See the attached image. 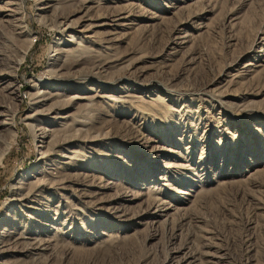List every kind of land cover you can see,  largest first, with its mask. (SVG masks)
<instances>
[{"label":"rangeland","instance_id":"obj_1","mask_svg":"<svg viewBox=\"0 0 264 264\" xmlns=\"http://www.w3.org/2000/svg\"><path fill=\"white\" fill-rule=\"evenodd\" d=\"M6 1L24 24L0 3V105L15 132L0 162V235L47 240L36 264H264V0H93L88 13L106 19L71 44L81 36L60 35L57 18L72 9ZM22 25L30 35L15 34ZM97 59L101 77L53 88L90 96L62 114L79 121L63 153H78L39 162L38 128L55 127L29 118L31 94L54 67L78 76ZM52 161L68 162L65 187L6 209L23 174L56 175Z\"/></svg>","mask_w":264,"mask_h":264},{"label":"bare ground","instance_id":"obj_2","mask_svg":"<svg viewBox=\"0 0 264 264\" xmlns=\"http://www.w3.org/2000/svg\"><path fill=\"white\" fill-rule=\"evenodd\" d=\"M5 1L6 0H0V3L4 2V6H6V9H4L5 11H7L5 16L8 17L6 21L7 22H9V20L13 21V19L17 17L16 15L21 14L19 21L21 22V24H24L23 11H19L18 9L15 10L11 7L8 8L7 5L10 4V2L7 3V1L6 2ZM92 1L93 0H82V1H77V2H75V0H37V3L41 7L40 9H43V10H46L49 7L52 8V6H54L53 4H57L58 7L60 6L63 8L72 9V11H70L69 14L61 15L60 17L57 18L58 33L60 35H63L65 32L74 31L81 36V37H74V36L70 37L67 43L71 44V43L77 42L78 38L86 39V40L95 39L94 38L96 36V35L94 36L95 29L99 27L100 25H103L102 21L106 19V16L102 13L96 16H91L88 13L89 8H90L89 3H91ZM81 12H83L81 16H76L77 14L80 15ZM113 17L115 19L122 17V12L117 13L116 15H113ZM22 26H20V29L22 28ZM15 34L30 35L28 30L25 29V25L23 26L22 30H19ZM59 45L60 43H55V46L53 49L54 53L52 54V57H51L53 60V63L51 64H54V66H56L55 61L58 58L57 55L62 53L61 49H59ZM105 66H106L105 60L97 59V61L93 64V67L90 72L83 73L78 76L64 73L63 67H60V66L54 67L50 71V74L48 77L49 79L42 80L41 83L37 85L36 91L31 94L32 114L29 116V118L32 121H37V122H40L39 121L40 119H44L46 120V122H48V124H52L51 126L55 127L54 129L47 128V127L38 128L39 134L36 136V138H39L38 142H40V144L38 145V147H40V151H41L40 152L41 156L38 158L39 162L40 161L46 162V161H49L50 159H62V158H68L69 160V159H72V157L78 153V151L76 152L72 150V148L70 151L68 152L66 151V153H70L69 156L63 153L64 152L63 149L65 148V146L72 144L77 139H79L76 134H72L76 132L75 130H79V128H76V126L79 125L78 123L79 121L68 120L70 115L69 116L67 115L64 117L62 116V114L69 106L76 103V99L86 100L87 98L90 97L82 93L79 95L67 96V94L57 92L58 90L56 92L53 90H55L57 86L62 85V84H65L66 86H68L69 83L73 82V85H75V83H79L82 80H85V79L87 80V78H89L90 75H93V77L95 75L101 77V74ZM3 76H4V79H8V80L10 78L15 77V75L10 74V73H3ZM119 78L120 77H117L115 79L119 81ZM91 90L92 88L89 89V91ZM92 96H95V95H92ZM55 97L56 98L61 97L62 100L65 101V103H63L62 105H59V104L49 105L48 102L51 101ZM100 98H110V97L106 95H102ZM1 107L2 106L0 105V108ZM5 134H9L11 137H13L15 132L13 130L12 115L10 113H7L5 110H3V107H2V109L0 110V162L5 152L11 146V141H10L11 139L8 141V138L6 139L4 137ZM58 134L63 135L62 138H59V140H54V137ZM89 140L90 139H88V141ZM53 162L55 161H52L51 165L56 166L55 167L56 175H54V177H50L49 179L47 178L42 179V178H35L33 176L35 179L32 177L33 180H29L25 183H22L21 181H23V179H26V176L23 174L24 176L22 175L20 180L14 186H12V191H11L12 196L5 203V208L8 209L10 206L11 207L14 206L13 209L22 207V208H25V210H31V207L29 206V204L40 193L48 191L47 188L62 190L65 187L64 186L65 183L63 179H60L59 177L61 176L63 166L65 164H68V162L66 163L62 162L63 163L62 165H58L56 163L54 164ZM27 176H28L27 178L30 177L29 175ZM103 187L104 186H101V188ZM160 210L156 209L155 212H159ZM10 228H4L2 230V235H0V264H26V263H29V261H31L32 264L39 263L41 260L40 259L41 253L43 250H45L48 241L40 237H32L28 233H26V236L24 237L19 233L15 236L14 235L15 233H13V230H11ZM16 252H19V254L21 255L15 256L11 260L5 258L6 255L13 254V253L15 254ZM176 264H181V263L178 261Z\"/></svg>","mask_w":264,"mask_h":264}]
</instances>
